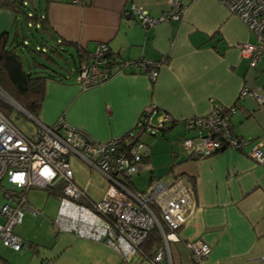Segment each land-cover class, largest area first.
<instances>
[{
	"label": "crops",
	"instance_id": "obj_1",
	"mask_svg": "<svg viewBox=\"0 0 264 264\" xmlns=\"http://www.w3.org/2000/svg\"><path fill=\"white\" fill-rule=\"evenodd\" d=\"M180 2L186 7L182 18L145 27L129 6L157 17L170 9V0H49L47 26L56 37L75 44L69 48L92 52L104 42L127 63L115 61L108 79L87 87L77 83L73 71L60 76L61 81L47 79L34 117L53 124L61 116L95 140L107 141L131 130L151 105L153 122L169 114L174 123L158 135L143 137L150 146L143 169L147 184L160 179L166 186L191 191L179 240L170 244L171 264L259 263L264 257V166L249 151L254 146L264 149V103L239 98L238 92L245 86L264 96V55L255 66L240 56L237 44L254 42V34L221 0ZM10 21L11 12L0 8V32ZM137 61L157 62L153 80ZM227 105L236 107L231 117L234 133L250 145L189 158L175 140L178 136L180 143L189 134L183 120ZM155 168L159 174H153ZM166 172L170 176L164 179L161 174ZM73 180L84 188L74 175ZM195 239L210 246L200 261L191 258L186 246ZM125 261L144 264L139 255ZM161 264H167L166 259Z\"/></svg>",
	"mask_w": 264,
	"mask_h": 264
},
{
	"label": "built area",
	"instance_id": "obj_2",
	"mask_svg": "<svg viewBox=\"0 0 264 264\" xmlns=\"http://www.w3.org/2000/svg\"><path fill=\"white\" fill-rule=\"evenodd\" d=\"M221 1L254 34V42H240L237 47L249 66H255L264 55V0ZM170 3V9L157 17L134 4L129 10L141 25L147 27L183 17L185 5L180 0H170ZM118 60L127 63L122 60L120 51L113 52L106 43L99 42L95 50L85 54L78 63L75 79L82 87L102 83L112 75V65ZM137 66L152 80L155 78L157 62L137 61ZM244 96L252 97L258 104L264 103V96L254 88L243 86L238 97ZM4 99L9 98L0 87V100ZM13 105L24 113L18 104L13 102ZM154 107L151 105L142 111L126 137L107 141L95 140L84 130L69 125L61 116L53 124H45L30 113H24L34 122L32 133H25L0 109V183L4 180L9 184L4 188L6 201L0 206L2 244L16 251L26 244L14 228L22 222L23 209L29 208L25 205L28 189L51 187L62 182L55 219L58 227L79 237L102 241L123 260L139 255L144 264H161L163 259L171 264L170 244L179 240L178 229L186 219L190 189H176L174 184L166 186L160 179L149 182L146 190L129 186L131 177L141 171V163L150 155V146L141 135H155L173 121L169 114L163 113L153 122ZM235 110V105L220 106L183 120L185 128L194 132L181 141L184 153L205 157L221 148L242 150L250 145V140L238 137L233 131L231 117ZM69 153L83 159L106 178L108 184L100 200L91 199L84 188L74 183ZM249 154L264 166V149L254 146ZM80 198L86 204L76 201ZM150 204L157 208V215ZM63 206L68 209L64 216L59 214ZM152 227L157 229L161 243L147 258L139 252L138 246ZM186 246L195 261H200L210 251V246L199 239L186 242ZM258 261H264V257Z\"/></svg>",
	"mask_w": 264,
	"mask_h": 264
},
{
	"label": "rangeland",
	"instance_id": "obj_3",
	"mask_svg": "<svg viewBox=\"0 0 264 264\" xmlns=\"http://www.w3.org/2000/svg\"><path fill=\"white\" fill-rule=\"evenodd\" d=\"M25 1L28 2L27 0ZM35 4H37V0ZM18 28L27 30L26 25ZM30 28L33 30L32 25H30ZM33 34L39 41L45 38L40 32L36 33L33 31ZM29 37L33 41L31 34H29ZM67 49L68 51L65 55L67 64L64 60L58 59L60 68L57 69L63 74L67 73L69 69H73V59H76L75 51L72 48ZM25 56V65H27L26 59L29 60L31 70L33 71L31 53L26 51ZM36 59L45 63L47 62L37 56ZM26 69L28 68L26 67ZM71 78L72 76L69 78L70 81ZM8 98V100L4 99V101L0 100V102L12 108L13 112L9 115L10 120L23 132L32 133L34 126L32 119L26 114L17 111L18 107L13 105L15 101L10 96ZM188 133L186 136H191L194 132L188 131ZM145 136L148 135L142 134L141 139L143 140ZM175 140L178 145H181L178 136L175 137ZM68 162L73 171L74 178L81 181L80 185L84 186L87 195L95 201L100 200L108 184L106 178L83 159L72 153L68 154ZM141 166V171L138 174H134L131 177V181L138 190H146L148 186V173L143 168L148 166V164L141 163ZM159 171L158 168H155L153 174H159L157 173ZM161 175L164 179H167L170 173L166 172ZM1 185L9 187V184L4 180L1 182ZM26 200L25 205L29 208L23 209L22 222L14 228L15 233L26 244L22 250L16 251L3 245L0 241V260L2 264H129L128 261L123 260L119 254L102 241L84 239L73 232L59 229L55 221L58 215L59 197L54 193L53 189L32 186L26 193ZM5 201L6 198L0 186V206ZM82 203L86 204V202ZM0 221H2L1 216Z\"/></svg>",
	"mask_w": 264,
	"mask_h": 264
},
{
	"label": "trees",
	"instance_id": "obj_4",
	"mask_svg": "<svg viewBox=\"0 0 264 264\" xmlns=\"http://www.w3.org/2000/svg\"><path fill=\"white\" fill-rule=\"evenodd\" d=\"M27 1L0 0V8L11 12L10 25L0 32V87L7 96H10L25 111L36 116L43 100L46 80L57 79L61 81L63 78L60 76L66 77L65 73L63 74L57 69L60 68L58 59L64 60L67 64V59L65 58L68 51L67 48L70 45L75 46V44L56 37L48 28L45 5L49 0H37V4H35L36 0ZM23 25L27 26V30L18 28L20 26L23 27ZM30 25L33 26V30L30 28ZM33 31L36 33L40 32L46 39L43 38L39 41L34 36ZM29 34L33 36V41L32 38L30 39ZM26 51L31 53L33 71L31 70L29 60L26 59L27 65L24 63ZM89 52L84 48H77L75 51L76 60L73 59V69H69L67 73L73 71L76 76L78 63ZM36 56L47 62L38 61ZM0 109L7 117L13 112L10 106L1 104V102ZM172 123H174V120ZM131 130L120 137H126ZM188 157L195 158L197 156L188 155ZM152 180L153 178L149 182ZM61 184L62 182L49 187V189H53L58 197L61 195ZM0 186L4 194L6 186L1 185V183ZM129 186L135 188L132 181ZM76 201L82 203L84 199L80 198ZM149 206L155 215H157V208L152 204ZM160 243V235L157 229L152 227L139 244V252L149 258L155 253ZM255 264H264V261Z\"/></svg>",
	"mask_w": 264,
	"mask_h": 264
},
{
	"label": "bare ground",
	"instance_id": "obj_5",
	"mask_svg": "<svg viewBox=\"0 0 264 264\" xmlns=\"http://www.w3.org/2000/svg\"><path fill=\"white\" fill-rule=\"evenodd\" d=\"M67 210H68V209H67L65 206H63V208L61 209V211L59 212V214L64 216V215H66L65 212H66Z\"/></svg>",
	"mask_w": 264,
	"mask_h": 264
},
{
	"label": "water",
	"instance_id": "obj_6",
	"mask_svg": "<svg viewBox=\"0 0 264 264\" xmlns=\"http://www.w3.org/2000/svg\"><path fill=\"white\" fill-rule=\"evenodd\" d=\"M23 111H24V113H28V112H26L24 109H23ZM164 130V129H163ZM221 149H223V148H221Z\"/></svg>",
	"mask_w": 264,
	"mask_h": 264
}]
</instances>
